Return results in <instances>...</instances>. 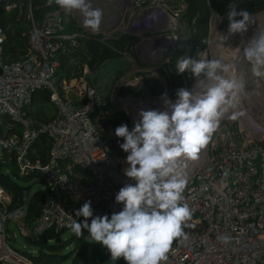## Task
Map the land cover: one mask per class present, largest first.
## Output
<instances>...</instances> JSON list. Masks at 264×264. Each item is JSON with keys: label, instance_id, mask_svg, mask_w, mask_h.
I'll use <instances>...</instances> for the list:
<instances>
[{"label": "built area", "instance_id": "obj_1", "mask_svg": "<svg viewBox=\"0 0 264 264\" xmlns=\"http://www.w3.org/2000/svg\"><path fill=\"white\" fill-rule=\"evenodd\" d=\"M104 1L111 7L119 2ZM120 2L138 3L137 0ZM183 8L181 0L174 5L171 0H150L136 6L126 17L124 25L128 30L123 31L135 32L137 36L134 52L137 46H145L139 57L154 62L147 67L135 65L133 69V66L132 72L119 76L116 79L119 83L109 91L110 102L117 100V106L127 115L121 96L129 92L118 94L120 86L138 84L148 92L152 78H159L165 93L156 62L177 41ZM62 10L65 11L59 7L49 11L41 25H32L26 51L13 59L1 57L4 35L0 27V162L12 159L18 175L38 174L49 190L39 213L26 222L25 204L7 207L10 197L0 185V264H35L5 239L6 220H14L18 231L25 230L23 234L39 236L46 228H62L73 219L83 220L75 216V211L86 200L91 201L94 216L110 217L123 207L115 201L118 190L126 183H135L124 175L123 170L128 167L126 157L121 163L122 158L110 150V141L117 138L116 126L109 120L112 109L86 82L85 64L82 74L56 81L54 53L63 46L64 40H71L77 34L64 31ZM108 13L115 11L110 9ZM215 17L220 20V15L210 9L207 33ZM146 75L151 80L145 82ZM37 86L49 90L55 114L48 121L34 123L26 115L25 106ZM248 88L253 94L247 93ZM250 108H256V115ZM232 110L244 113L236 119V128L231 125V113H227L220 131L198 154L202 160L187 176L182 203L194 210L186 222L194 227L184 228L187 238L174 240L167 260L161 264H264V79L255 77L252 70L246 78L243 101ZM11 120L21 124L19 131H9ZM40 131L50 140L44 161L37 155L31 157L32 142ZM74 165L89 170L92 178L76 180L81 175L74 170ZM25 196L24 192L22 199Z\"/></svg>", "mask_w": 264, "mask_h": 264}, {"label": "clouds", "instance_id": "obj_2", "mask_svg": "<svg viewBox=\"0 0 264 264\" xmlns=\"http://www.w3.org/2000/svg\"><path fill=\"white\" fill-rule=\"evenodd\" d=\"M53 2L69 12L78 10L85 27L100 30L103 10L93 7L92 0H47L49 6ZM227 20L224 41L236 34L243 37L253 23L252 14L238 10L236 2L229 5ZM244 56L252 65L253 75L264 79V31L248 40ZM230 67L221 58L185 55L178 60L176 72H190L201 90L181 87L176 90L175 101L162 93L164 110L141 109L131 129L123 123L115 128V135L124 141L120 148L128 153L124 175L135 183H126L118 190L115 201L123 207L110 217L94 216L91 201L86 200L75 211L76 217L84 219H73L68 225L76 237L84 236L87 230L89 242L106 247L112 261L123 258L126 264H161L167 260L173 241L187 238L184 228L194 227L186 223L194 210L182 203L187 177L181 163L183 159H197L220 121L241 103L245 81L228 76ZM243 114L232 111L231 119Z\"/></svg>", "mask_w": 264, "mask_h": 264}, {"label": "trees", "instance_id": "obj_3", "mask_svg": "<svg viewBox=\"0 0 264 264\" xmlns=\"http://www.w3.org/2000/svg\"><path fill=\"white\" fill-rule=\"evenodd\" d=\"M177 1L171 0V4L174 5ZM181 1L184 3V8L179 17V37L175 43L166 48L163 56L156 63L157 70L164 77L165 92L168 97L175 94L177 89L189 85L194 79L187 71L178 74L176 65L178 60L185 55L195 58L196 54L205 47L210 9L220 14L219 27L224 28L228 25L227 12L231 3L236 2L238 10L246 9L250 13L261 11L264 8V0ZM59 7L54 2L49 6L47 0H0V27L4 35L1 42L3 60L22 55L28 47L31 26L41 25L45 14ZM60 17L64 23V31H75L77 34L71 40H64L63 46L54 53L57 62L54 69L56 81L68 80L82 74V67L85 64L87 71L83 73V76L86 82L94 87L97 94L105 98V105L112 109L109 120L116 127L123 123L131 129L128 115L116 103L110 102L108 94L112 83L131 67L132 62L135 65L143 64L133 49L137 36L123 30L112 31L107 35L100 31L88 32L79 25L71 13L62 10ZM129 88L130 86H120L117 93L123 94ZM152 89L155 94L160 91L157 83H154ZM188 90L194 92L201 90L196 86V79L193 80ZM176 98L175 96L173 101ZM25 113L34 123L45 122L52 118L55 114V107L49 99V90L43 86L35 87L31 91L29 103L25 106ZM11 125L9 131H19L21 128V124L13 120H11ZM121 143H123L121 137L110 141V150L119 158L128 155L120 148ZM49 146L48 136L42 131L38 132L32 142L34 153L31 154V157L37 155L41 161H44ZM197 164L199 161H194L191 165L186 162V159L182 162L181 169L186 177ZM73 168L81 175L76 180L86 181L92 178V173L86 168L79 165H74ZM25 179H30L29 183L39 182L41 187L30 191L29 184L22 182ZM0 185L10 197L7 207L25 204L23 219L26 222L39 213L41 203L49 196V190L43 185L40 176L38 174L18 175L12 159L0 162ZM24 192L26 196L22 199ZM63 228L65 227H49L44 229L39 236L23 234L18 231L27 243L35 247L33 254L13 247L25 253L35 264H126L123 258H119L115 262L112 260L106 262L111 258L110 253L101 244L89 242L90 237L87 236V230H84V236L78 238L70 229L69 237L62 239L60 233ZM56 236L60 237L57 242L54 240ZM68 239H75L77 243L75 247L62 252L61 248L66 246L65 242Z\"/></svg>", "mask_w": 264, "mask_h": 264}, {"label": "rangeland", "instance_id": "obj_4", "mask_svg": "<svg viewBox=\"0 0 264 264\" xmlns=\"http://www.w3.org/2000/svg\"><path fill=\"white\" fill-rule=\"evenodd\" d=\"M149 1L150 0H137L138 3H135V2H130L129 4L126 3V4H128L127 7H126V6H123V5H126V4L125 3L124 4L121 3L120 0H119V2L117 4H115V5L112 4V7H113L112 8L111 5H107L104 0H92L93 7H99V8H101L103 10V18L110 14V13H108V11L110 9H111V11H115V13L110 14L107 18H105L102 21L99 31L103 32L104 35H107L108 33L112 32V31H116V30H128L127 26L124 25L126 17L130 14V12L136 6H141L143 4L148 3ZM114 6H115V8H114ZM258 11H260V10H258ZM66 12H69V11H66ZM70 13L79 22L80 26H82L88 32L92 31L90 28L85 27V25H84V17H83V19L81 18V16H83V15L78 10H73ZM252 13H255V12H252ZM255 15L256 14H253L252 17L258 19L257 25H255V26H253L251 28H248L249 30H253V31H248L250 33L244 34L243 37L240 36V35H238V36L237 35H233L227 41H224L222 39V35L227 32L228 25H226L224 28H220L219 27L220 20H218L217 17H215V19H213L211 21V24H210L209 33H208V36H207V39H206V45H205V47L202 50H200L196 54L195 58H197V59H199V58H208V59L221 58V59L224 60L225 63H227L229 65L231 64L230 66H232V67L235 64V66L233 67V68H235L237 70L235 76H238V74L241 75L240 77L244 78V81L246 83V78H247L248 74L252 70L251 63L245 58L244 50H242V53L240 54L239 57L238 56L236 57L237 59L234 58L230 53L234 52V47L233 46H236V47L240 48L243 45L242 44L243 43L242 38L244 39V38L249 37L251 35V33H255V32H258V31H264V22H262V19L264 18L263 17L264 13H261V15L260 14H258L256 16ZM105 22H107V23H105ZM214 31H217V32H214ZM133 33L135 34V32H133ZM144 33L145 32H140V34H144ZM143 47H145V46H137L135 54H137V56L139 58V61L141 63H143L142 65H145L147 67V66L152 65L154 62H153L152 59H144V57H142V56L139 57L140 51L142 50ZM239 58H241V60ZM232 63H234V64H232ZM237 66H239V67L237 68ZM132 67H133V69L136 67L134 62H132L131 67L129 69H127L125 73L126 74L131 73L133 69L131 71H130V69ZM157 73H158V75L160 77L162 76L161 77L162 79L164 78L163 75H161V73L158 70H157ZM159 81L160 80H158V82ZM118 83H119V81L115 80L112 83L111 88L115 87ZM192 83H193V80L191 81V83L189 85H186L184 88L188 90V88L191 86ZM111 88H110V90H111ZM126 91L129 92V94H126V96H135V97L139 96V97H141V102H144V101L148 100V102L152 103V102H154L152 98H158V99H156V103H152V105L154 104V106H152L150 103H149V106H151L152 108L157 109V110H162L161 107H160L161 109H159L158 106H157V103L160 102V98H161V94H162V87H160V91H159L158 94H155L154 91H148V92L144 91V90L140 89V86L138 84L131 85L130 88L127 89ZM175 96L176 95L173 94L169 98L173 100L175 98ZM123 100H124V97L121 96V101H123ZM115 102H116V104H118L117 100ZM161 104H162V107H163V110H164L163 102H161ZM255 109L256 108H250V111L253 112L254 115H256L255 114ZM229 113H230V111H229ZM136 116L139 117L138 115H136ZM128 117L130 118L129 113H128ZM224 117H228V115H225ZM224 119L225 118H223L220 121L219 128L213 133L212 137H214L215 134L220 131V128H222V125H223V123L225 121ZM235 122H236V119L233 120V122H231V125H232L233 128H236ZM123 159L124 158H122V161H120L121 163L125 162ZM184 160L185 159H183L182 162ZM201 160L202 159L199 156L195 160L186 159V162L188 164L190 163V165H191L192 162H194V161H199L200 162ZM122 166L126 167L124 165H122ZM30 181H31L30 179L22 180V182L24 184H29V190L30 191L41 187V183H39V182H31V183H29ZM21 233H25V230H24V232H21ZM69 233H70V228L68 226H66L65 228H63L61 230L60 236H61L62 239H67L69 237ZM5 239L7 240V242L9 244H11L12 246H14V247H16L18 249H21V250H23L25 252L32 253V254L35 252V247L30 245L29 243H27L23 239L22 235L18 232L16 224L14 223V220H12V219L6 220ZM65 243H66V246L61 248L62 252H66L70 248L75 247L77 241L75 239H68V240H66ZM110 260H111V258L107 259L106 262H109Z\"/></svg>", "mask_w": 264, "mask_h": 264}, {"label": "bare ground", "instance_id": "obj_5", "mask_svg": "<svg viewBox=\"0 0 264 264\" xmlns=\"http://www.w3.org/2000/svg\"><path fill=\"white\" fill-rule=\"evenodd\" d=\"M261 13H264V9L263 10H261V11H258V12H255V13H252V15L253 14H256V15H258V14H260L261 15ZM255 15V16H256ZM264 17V16H263ZM81 18L83 19V16H81ZM262 22H264V18L262 19ZM105 23H107V22H105ZM257 23H258V19L257 18H253V23H252V25H250L249 26V28H251V27H253V26H255V25H257ZM77 30V29H76ZM248 31H253V30H249L248 29ZM246 32L245 34H247V33H250V32ZM214 32H217V31H214ZM259 32H261V31H258V32H255V33H251V35L249 36V37H247V38H242V40H243V45L240 47V48H238V47H236V46H233L234 47V52H232V53H230L234 58H236L237 56L239 57L240 56V54L242 53V50H244V48L247 46V42H248V40H250L254 35H256V34H258ZM86 33V32H85ZM217 34V33H216ZM215 34V35H216ZM214 35V36H215ZM237 36L239 35V34H236ZM239 52V53H238ZM225 53V52H224ZM232 59V58H231ZM237 59V58H236ZM240 60H241V58H239ZM231 62V61H230ZM229 62V63H230ZM235 63V62H234ZM234 63H232V64H234ZM231 65V64H230ZM235 66V64L233 65V67ZM232 66L230 67V71H229V73H227V75L228 76H233V75H235L236 74V69L235 68H233ZM239 66H237V68H238ZM243 75V74H242ZM238 76L240 77L241 75H239L238 74ZM244 79V78H243ZM248 94H253L251 91H250V88H248V92H247ZM241 101H243V97H242V100ZM123 102V104H124V106L127 108V110H128V113H129V116H130V118H132L131 120H132V125H133V122H134V120H138L139 119V117H137L136 115H138V112L141 110V109H143V110H148V109H154V108H152L151 106H149V103L152 105V103H156V99L154 100V102H148V100H146V101H144V102H141V97H135V96H126V97H124V100L122 101ZM161 102H162V99L160 98V102L159 103H157V106H158V108L159 109H161L162 108V110H163V107H162V104H161ZM152 106H154V104L152 105ZM239 106V105H238ZM238 106H237V108H238ZM161 107V108H160ZM233 110L231 109L230 110V113L232 112ZM253 113V112H252Z\"/></svg>", "mask_w": 264, "mask_h": 264}, {"label": "crops", "instance_id": "obj_6", "mask_svg": "<svg viewBox=\"0 0 264 264\" xmlns=\"http://www.w3.org/2000/svg\"><path fill=\"white\" fill-rule=\"evenodd\" d=\"M132 70V69H131ZM143 80L146 82L147 80L149 81V80H151V78L149 77V76H145L144 78H143ZM152 80H153V82H152V84L150 85V91H153V89H152V87H153V85H154V83H157V85H159V87H161V83L160 82H158V79H156V78H152Z\"/></svg>", "mask_w": 264, "mask_h": 264}, {"label": "water", "instance_id": "obj_7", "mask_svg": "<svg viewBox=\"0 0 264 264\" xmlns=\"http://www.w3.org/2000/svg\"><path fill=\"white\" fill-rule=\"evenodd\" d=\"M261 10H262V9H261ZM257 12H258V11H257ZM59 238H60L59 236H56L54 240L57 242V241L59 240Z\"/></svg>", "mask_w": 264, "mask_h": 264}]
</instances>
